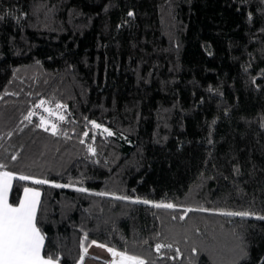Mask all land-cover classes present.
<instances>
[{"label": "trees", "instance_id": "trees-1", "mask_svg": "<svg viewBox=\"0 0 264 264\" xmlns=\"http://www.w3.org/2000/svg\"><path fill=\"white\" fill-rule=\"evenodd\" d=\"M0 165L57 264H264V0H0Z\"/></svg>", "mask_w": 264, "mask_h": 264}, {"label": "snow or ice", "instance_id": "snow-or-ice-1", "mask_svg": "<svg viewBox=\"0 0 264 264\" xmlns=\"http://www.w3.org/2000/svg\"><path fill=\"white\" fill-rule=\"evenodd\" d=\"M132 15V13H129ZM44 101H41V105ZM58 107H60L58 105ZM61 120L63 117H59ZM45 123L42 120V124ZM94 126L99 128L100 125ZM53 127V133H55V125ZM47 131V128H45ZM104 131H108L104 129ZM108 135H112L108 132ZM95 154V149H90ZM4 166L0 165V169ZM29 180L31 179L35 184H45L48 181L43 179H33L28 176H15L8 171H0V264H55L51 257L45 258L42 255L44 248V236L41 233L40 228L37 226V206L39 203L40 192L27 188H24V197L18 201L16 206L9 203V192L12 188L13 180ZM54 187H65V185L56 184ZM77 191H86V189L80 188ZM95 195H110L109 193H95ZM114 199L128 200L127 196H117L111 194ZM135 203L149 204L147 200H136ZM156 208H173L172 204H153ZM206 211L205 209H201ZM228 216H248L247 212H226L222 213ZM264 219V217H258ZM95 243V242H93ZM104 247V245H99ZM162 245H157L159 250ZM86 251V250H85ZM107 251L113 257L112 264H145V261L136 255L128 254L125 251H117L113 248H108Z\"/></svg>", "mask_w": 264, "mask_h": 264}, {"label": "rangeland", "instance_id": "rangeland-1", "mask_svg": "<svg viewBox=\"0 0 264 264\" xmlns=\"http://www.w3.org/2000/svg\"><path fill=\"white\" fill-rule=\"evenodd\" d=\"M42 112H45V114L41 113L38 115L42 116L44 121L48 124H55V126H59L61 124L59 121H63V119L61 120L54 111L46 107L42 109ZM35 114L37 115V113ZM108 248L109 247L107 245H104V247L95 246V244L92 245L87 251L81 264H112L113 257L107 251Z\"/></svg>", "mask_w": 264, "mask_h": 264}, {"label": "crops", "instance_id": "crops-1", "mask_svg": "<svg viewBox=\"0 0 264 264\" xmlns=\"http://www.w3.org/2000/svg\"><path fill=\"white\" fill-rule=\"evenodd\" d=\"M12 187H13V181H12ZM34 190V189H33ZM11 191H12V188H11ZM11 191L9 192V203H10V194H11ZM36 191H38V190H36ZM40 192V191H39ZM23 197H24V194H23ZM23 197H22V199H23ZM41 198H42V194H41V192H40V196H39V203H38V206H37V213H36V219H37V214H38V209H39V204H40V202H41ZM44 249V248H43ZM42 255H43V250H42ZM55 264H57V263H55Z\"/></svg>", "mask_w": 264, "mask_h": 264}, {"label": "built area", "instance_id": "built-area-1", "mask_svg": "<svg viewBox=\"0 0 264 264\" xmlns=\"http://www.w3.org/2000/svg\"><path fill=\"white\" fill-rule=\"evenodd\" d=\"M42 109L43 108L37 107V109H36L37 111L36 112L39 113V114H41V113L45 114V112H42ZM59 122H62V121H59Z\"/></svg>", "mask_w": 264, "mask_h": 264}, {"label": "bare ground", "instance_id": "bare-ground-1", "mask_svg": "<svg viewBox=\"0 0 264 264\" xmlns=\"http://www.w3.org/2000/svg\"><path fill=\"white\" fill-rule=\"evenodd\" d=\"M95 246H99L98 244H95ZM103 249V248H102Z\"/></svg>", "mask_w": 264, "mask_h": 264}]
</instances>
